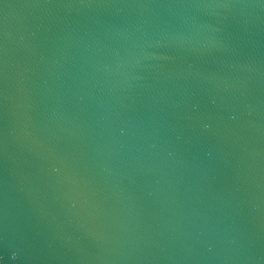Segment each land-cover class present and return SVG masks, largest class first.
<instances>
[{
	"label": "water",
	"instance_id": "obj_1",
	"mask_svg": "<svg viewBox=\"0 0 264 264\" xmlns=\"http://www.w3.org/2000/svg\"><path fill=\"white\" fill-rule=\"evenodd\" d=\"M0 264H264V0H0Z\"/></svg>",
	"mask_w": 264,
	"mask_h": 264
}]
</instances>
